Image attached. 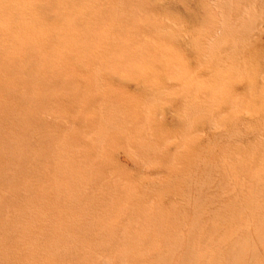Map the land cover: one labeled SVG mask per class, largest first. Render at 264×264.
Listing matches in <instances>:
<instances>
[{"label": "rangeland", "instance_id": "1", "mask_svg": "<svg viewBox=\"0 0 264 264\" xmlns=\"http://www.w3.org/2000/svg\"><path fill=\"white\" fill-rule=\"evenodd\" d=\"M105 4L114 12L105 29L126 21L130 72L148 69L144 51V61L159 46L173 57L154 63L165 71L161 80L148 74L108 88L93 65L79 82L71 57L106 43L94 40L100 26L90 20ZM0 7L30 35L15 45L14 34L0 33L4 111L16 104L3 92H20L12 115H0V157L14 162L0 176L28 171L22 183H0V264H264L252 234L264 229V0H0ZM37 11L42 19L33 24ZM30 43L66 54L68 65L37 66L19 80ZM178 62L187 76L170 75ZM236 72L238 90L218 96L236 89L222 79ZM174 93L176 107L168 101ZM197 194L203 202L194 208Z\"/></svg>", "mask_w": 264, "mask_h": 264}, {"label": "bare ground", "instance_id": "2", "mask_svg": "<svg viewBox=\"0 0 264 264\" xmlns=\"http://www.w3.org/2000/svg\"><path fill=\"white\" fill-rule=\"evenodd\" d=\"M180 11L179 10V6L175 5V10ZM185 13L186 11L184 10V12L182 13L183 17L185 18ZM34 17H35V21L33 22V24H37L41 21L42 19V15L41 12L37 11L34 12ZM114 17V12L111 11V9H108L107 4L104 5L103 8H101L96 14L92 15V18L94 19H90L93 20L96 24H98L100 26V28L95 29L94 32V40L95 41H99L102 37H106L107 41L103 46H98L97 44H95L93 46V52L94 54L91 56H85V55H76L73 53L72 57H71V70L72 72L75 74V76L77 77V79L82 80V78L84 77V71L88 70L90 67H92L93 65H98L100 67V74L106 76L107 80H111V82L108 84L107 86L108 88L114 87L115 85H119V87H126L125 83H128L129 80L133 77H137V78H143V75H148L151 74L154 78H157L158 80H161V77L165 74V71H157L154 67V63L156 62V60L160 57L162 62H166L168 63L169 60H171L173 57L170 54H166V53H161L160 50L163 48V46H159L158 48V52H156L155 55H153L151 57V53H148V56H150L148 61H144V57H145V51L144 53L140 56L141 61H143V63H145L148 66L147 70H144L143 72L139 71V70H135L134 72H130L126 66V47L128 45V34H127V30H126V24H125V19L120 21L121 25L119 29H105V24L106 22L110 19ZM186 19V18H185ZM83 21H86L87 19L83 18ZM24 24L16 17H13L12 15L6 14L5 13V9L4 7H0V33H3L4 35H9V34H14V38H13V44L15 45H19V41L18 39L21 38L23 40L24 45L27 44V42L30 40V35L28 33V31L26 30V28L23 27ZM54 38H50L49 41H54ZM257 47L260 46V43L258 41V39H254ZM21 44V45H22ZM60 47H55L53 48V52L55 51H59ZM50 49H48L47 47H44L43 44L41 43H37V44H28L27 47H25V53L24 54V61L22 63H17L19 65L18 67V71H19V80L21 79V77L25 74L28 75V79L31 78V72L37 67V66H48L49 64L52 65H56L59 64L58 66L61 67V65L63 64H67L68 65V61H69V56H67L66 54H62V55H58V56H53L50 53ZM95 55L97 56H101L103 58L102 63L100 62H96L94 60ZM185 54L183 53V61L185 62V58H184ZM236 58L237 57H241L244 56L243 53L237 52V54L235 55ZM64 59V60H63ZM140 59L138 58H134L135 62L139 61ZM12 61L11 57H6L4 58V64L7 65ZM176 66V67H175ZM173 68H172V73L170 75H173L176 77V74H180L182 73L183 75L187 76V68L185 66V64L182 63H177ZM169 67V65H168ZM174 68H176V71L174 70ZM207 68L202 67L201 71L206 70ZM47 76H49V73H47ZM46 76V77H47ZM236 76H237V72L235 73V75H232L231 73H226L223 75L222 79L226 80V79H230L231 80V84L229 87H225V89H229V88H236L235 83L236 81ZM119 77L121 82H115V79ZM204 78L208 76H194V78ZM176 78H174L175 80ZM208 80L210 81V79L208 78ZM212 83H215L214 81H210ZM80 86H82V84L80 83ZM222 88H224L223 85H221ZM4 88L3 85L0 84V89L2 90ZM30 90V89H28ZM238 89H229L227 91H220V97H223V95L227 94V93H232L235 94V92ZM20 92L14 90V89H6L5 92H3L4 94V98L7 97L10 102L12 104H16L15 107L13 108L14 110L17 108V105H20V101L17 100L18 95ZM123 96L125 97V100H132L131 97H129L127 95V92L124 90L123 91ZM1 95V94H0ZM3 96V95H2ZM170 99V102L172 103V105L174 107L178 106L179 104V100L180 97L178 94H173L171 95L170 98H168V101ZM60 102H62L60 99L56 98L54 103L57 106H60ZM2 108H4V106H0V115H5V116H11L13 113V109H9L7 107L6 111H4ZM46 108V107H43ZM156 135V134H155ZM159 138L157 135L153 137V140ZM3 140V138L0 136V142ZM155 141V140H154ZM76 143V142H74ZM194 144H191V147H193ZM3 156V155H1ZM14 166V162L11 160H5L3 158L0 157V168L4 169L7 168L8 170H11ZM102 168V166H101ZM118 171L123 174L125 173L124 170L122 168L118 169ZM28 174L27 170H21L19 168L14 169V175L11 177H7V178H2L0 176V183H10L12 181H14L15 183H22L23 180L25 179L26 175ZM195 189L197 188V185L193 186ZM148 188V187H147ZM206 188V184H200L199 185V190H203ZM29 192H31L30 189H27L25 191H21V190H16L14 192V198H20V197H24L26 195L29 194ZM9 199H11V194H9ZM203 200L202 198L199 197V195H196L195 198V207L197 208L198 206H200L202 204ZM198 220V219H197ZM261 230H257L255 231L253 234V239L255 241H258L257 243H255V245H257L258 247L263 248V252L260 253V257L264 256V229ZM43 231H39L38 233H42ZM239 241L241 243H249L250 240L247 238H244L243 236H240ZM241 244V245H244ZM238 249L240 250L241 253H245V249L243 247H238ZM257 251H255L253 253V255L259 253V249L256 248ZM233 255V254H232ZM235 256V255H234ZM256 257V256H255ZM243 261L245 262H252V258L247 254V256L243 259Z\"/></svg>", "mask_w": 264, "mask_h": 264}]
</instances>
